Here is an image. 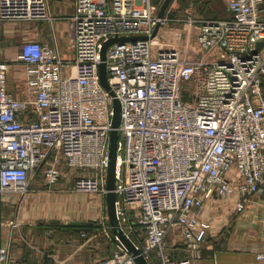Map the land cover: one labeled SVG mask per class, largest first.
Returning <instances> with one entry per match:
<instances>
[{
    "label": "built area",
    "instance_id": "built-area-1",
    "mask_svg": "<svg viewBox=\"0 0 264 264\" xmlns=\"http://www.w3.org/2000/svg\"><path fill=\"white\" fill-rule=\"evenodd\" d=\"M225 6L227 19L204 20L191 6L158 18L151 0H74L71 61L52 32L50 45L23 42L13 64L0 60V197L24 196L39 170L54 185L65 169L81 170L73 193L106 196L113 97L99 82L100 50L110 39L145 37L104 55L120 104L115 217L147 264H195L209 230L199 219L204 202L236 197L240 214L264 179V0ZM52 22L47 0H0V24ZM13 65L20 97L8 90ZM170 236L183 258L168 255ZM114 242L95 264H135ZM255 259L264 263V253ZM0 264H8L1 248Z\"/></svg>",
    "mask_w": 264,
    "mask_h": 264
},
{
    "label": "crops",
    "instance_id": "crops-1",
    "mask_svg": "<svg viewBox=\"0 0 264 264\" xmlns=\"http://www.w3.org/2000/svg\"><path fill=\"white\" fill-rule=\"evenodd\" d=\"M47 1L56 31L52 27L47 33L34 24L1 23V61L13 64L23 42L40 41L50 45L51 32L60 57L64 53L70 57L66 61L73 59L69 42L62 51L59 46L69 38L67 19L74 13V0ZM229 16L228 13L220 19ZM12 68L7 75L14 78ZM8 90L12 93L9 86ZM262 90L264 94V80ZM63 171L62 179L47 186L39 170L24 196L0 197L7 207L5 214L0 211V248L7 251L8 264H95L115 251V236L106 217L105 197L98 196L92 204H81L76 196L82 194L71 190V177L77 172ZM235 203L236 197L221 199L217 196L204 202L199 219L209 224V230L199 246L195 264H264L255 259L257 254L264 253V179L257 193L248 197L240 214L233 210ZM74 222L84 223V226H74L71 224ZM172 242L173 237H167L168 255L183 258L185 252Z\"/></svg>",
    "mask_w": 264,
    "mask_h": 264
},
{
    "label": "water",
    "instance_id": "water-1",
    "mask_svg": "<svg viewBox=\"0 0 264 264\" xmlns=\"http://www.w3.org/2000/svg\"><path fill=\"white\" fill-rule=\"evenodd\" d=\"M173 0H164L159 7L158 10V18H162L168 9L169 5ZM158 30V26L155 28L152 38L155 36ZM136 40H146L145 37H130V38H114L105 42L100 50V64L98 67L99 73V82L103 89L113 97L112 101V117H111V132L109 133L108 143H107V168H106V178H105V211L106 217L109 222L111 232L120 242V244L125 248L128 254H130L134 258L135 264H147L144 260L143 256L135 249L134 245L131 241L125 236V234L119 228L118 222L115 217V200L116 196L114 193L115 190V172H116V164H117V143L119 139L117 128L120 124V104L114 98V94L107 83L106 71L104 66V55L106 49L115 43H123V42H133ZM262 43L259 42L256 44V48L254 51L250 53V55L256 54L262 47ZM74 226H84V223L74 222L71 223Z\"/></svg>",
    "mask_w": 264,
    "mask_h": 264
},
{
    "label": "rangeland",
    "instance_id": "rangeland-1",
    "mask_svg": "<svg viewBox=\"0 0 264 264\" xmlns=\"http://www.w3.org/2000/svg\"><path fill=\"white\" fill-rule=\"evenodd\" d=\"M164 0H151L152 4H156L160 7ZM224 0H173L171 4L169 5V16L171 17H181L183 15V11L191 6L192 9H190V12L193 16L198 17L199 19L204 20H217L220 18H225L228 16V12H226V8L224 5ZM206 7V10L205 8ZM34 25H38L39 29H44L45 32L50 33V27L46 23H37ZM53 27V28H52ZM51 28L56 31V23H52ZM67 31V29H66ZM65 30L63 32H66ZM56 32V37H57ZM20 43V42H19ZM19 43L16 44V46L19 45ZM68 46V41L65 38L64 44L60 45L61 51L63 47ZM2 48V47H1ZM2 54V53H0ZM62 54V53H61ZM3 58V56H1ZM63 60H69L70 57H67L64 53L62 54ZM14 60V59H13ZM16 65H13V73H15L14 78L13 76L10 77V75H7V81L8 86L10 87L13 95L17 96V94L22 93V80L19 75V71L16 68ZM81 170H78L77 173H80ZM75 177V175H73ZM71 177V178H73ZM77 201H79L81 204H92L95 203L96 199L98 200V195H88V194H82L76 196ZM0 211L1 214H5L7 211L6 204L4 202V199L0 201Z\"/></svg>",
    "mask_w": 264,
    "mask_h": 264
}]
</instances>
